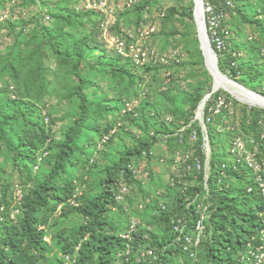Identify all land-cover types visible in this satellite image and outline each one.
<instances>
[{
    "label": "rangeland",
    "instance_id": "obj_1",
    "mask_svg": "<svg viewBox=\"0 0 264 264\" xmlns=\"http://www.w3.org/2000/svg\"><path fill=\"white\" fill-rule=\"evenodd\" d=\"M88 2L95 5L92 3L91 8H88ZM101 2L105 5L102 10L96 9L100 0H0V120L2 114L13 116L4 127L12 143L20 135L27 136L31 131L48 134L39 154L41 158H47L40 168L36 172V169L30 171L31 163L25 164L31 174L30 181L26 173L21 174L14 167L12 153L5 145L0 144V184L7 186V202L13 223L23 216L18 209L19 205L15 203V188L19 187L21 194L26 196L37 182L51 180V170L70 127L74 128L75 151L54 182L59 188L73 184L78 198L73 205H77V202L96 199L102 193L101 179L105 177L106 168L117 162L120 155L137 146L138 139L147 138L146 132L132 123L130 118L139 117L141 112L158 110V113L164 114L162 119L170 114L168 109L175 106L180 113L174 114L176 120L186 122L191 115L188 99L196 93H203L205 96L213 85L211 75L201 66L204 62L195 22L181 14L185 10H193V0ZM243 4L246 6H242ZM263 6L264 0H234V8L228 13L227 25L234 33L231 44L239 48L242 57L246 55V49L252 48L250 45L256 46L264 54V31L245 20L256 17L255 11ZM236 8H240L242 14ZM4 14L8 16L7 19L3 18ZM67 16L72 18L67 19ZM58 33L64 37L57 39ZM81 38L100 43L101 46L91 50L86 58L89 65L96 64V69L84 67L83 64L80 66V73L85 80L82 91L88 110L85 121L77 127L75 122L81 111L80 99L76 94L79 81L73 74L75 62H63L50 44L52 41L58 44L62 40L66 41L68 47ZM118 41L124 43L126 53L130 46L154 48L161 53L175 50L180 56V63L169 67H137L129 57L117 54L114 48ZM254 53V50L248 52L246 65L259 75L260 84L264 86V66L263 63L252 64L256 59ZM100 54L102 57H99ZM115 64L125 65L131 76H114L110 65ZM240 81L248 82L245 76ZM259 86L258 78L252 84H247L248 88L256 92L260 89ZM163 93L174 98L173 104ZM140 95L146 96L149 105L145 106L143 103L141 106V99L134 108ZM233 99L236 100L237 114L231 122L239 124L249 103L235 97ZM125 102L131 104L130 110L133 111L123 113ZM15 106H18L17 112L14 110ZM242 108H245V113L241 111ZM261 108L263 107L257 109L262 112ZM23 110H28L25 117L20 114ZM31 124L41 126L36 128ZM108 126L111 133L115 132L111 135V141L104 145L109 139L105 142L102 140L104 137L108 138V133L102 136L100 133ZM229 132L231 131L226 130L223 134H218L210 129V147L212 157L216 160L215 169L218 162L229 160V140L225 135ZM178 148L175 139H168L167 144L158 139L154 147L156 155L147 159L144 166H141L139 159H134L131 163L137 172L140 171L134 178L137 183L130 185L126 201L121 204L115 202V206L105 214L118 235L126 234L133 221L137 224L135 239L136 235H141L142 243L130 255L133 263L138 250L147 248L153 238L160 241L169 237L164 223L157 217L156 205L160 200L169 204V200L174 198L168 190V184L172 185L176 179L171 177L169 164H162L159 159ZM95 149L100 152L94 154ZM144 173H148V176L145 177ZM213 180L214 177L210 185L214 187ZM234 185L228 196L237 193V182ZM215 187L217 193H224L222 187ZM172 190L177 203L179 193ZM140 205L143 206L142 209H139ZM58 210L59 208L52 212L39 210L36 214L38 225L44 226L38 230L45 232L43 241L47 245L46 251L41 252L39 264L64 262L61 244L57 240L58 232H63L69 237V242L73 243L78 228L86 222L80 214L63 216ZM42 219L46 221L45 224L41 223ZM3 234L2 231L0 239ZM168 246H171V242ZM215 249H218L217 244ZM199 262L205 264L206 260L201 257ZM163 264H186V261L179 251L174 250L173 255L164 260Z\"/></svg>",
    "mask_w": 264,
    "mask_h": 264
},
{
    "label": "trees",
    "instance_id": "obj_2",
    "mask_svg": "<svg viewBox=\"0 0 264 264\" xmlns=\"http://www.w3.org/2000/svg\"><path fill=\"white\" fill-rule=\"evenodd\" d=\"M230 7H224L226 15L234 8V0ZM225 3V0H205V3H210L215 7H220V3ZM242 6H246L243 4ZM237 11L241 13L240 8H236ZM173 12V9L171 10ZM93 15V13H87ZM185 17L193 19V10L188 9L184 12ZM256 17L246 20L250 24L257 25L264 31V6L260 7L254 13ZM95 15V14H94ZM72 18L71 16H67ZM65 20V19H64ZM225 25H227V18L225 20ZM231 30L232 28L229 27ZM232 38L229 41V50L222 57L218 58V68L224 75H227L232 80L237 83L242 84L245 88L256 92L253 89L247 87V84H252L253 81L258 78L260 89L258 92L264 96V86L260 84V77L256 75V72L253 71L251 67H247L246 59L247 54L250 50H254V65H259L263 63L264 66V54L261 50L257 49L256 46H252L249 50H245L247 53L244 57L242 56H233L234 53H241L239 48H236L231 44L233 40V29L231 30ZM64 36L61 33H58L57 39L63 38ZM55 40V39H52ZM59 41V40H58ZM51 47L53 48L54 53L58 58L63 62H75L73 64V74L78 79L79 83L76 89V94L80 99V115L75 122V125L79 127L87 117V102L86 97L83 95L82 86L85 84V80L80 73V66L83 64L84 67L88 66L91 69H96V64H90L86 62V58L91 53L90 51L101 46L100 43H95L86 38H81L77 41L71 43V46H66V41L62 40L56 44L54 41L51 42ZM102 57V54L99 55ZM118 57V56H117ZM120 58V57H118ZM121 59V58H120ZM235 62L236 66L231 69L230 73H227V68L231 63ZM204 67V63L201 64ZM110 70L114 76H119L123 78L124 76H131L130 70H127L125 65H110ZM242 76L246 77V81H240ZM211 89L208 90V93ZM262 93H260V92ZM225 93V92H224ZM227 94V93H225ZM164 97L171 101L173 104L174 98L167 97L163 93ZM206 95V94H205ZM228 95V94H227ZM203 93H196L188 99V110L190 119L193 116L194 111L197 109L201 100L203 99ZM148 99H143L142 104L145 106L149 105ZM143 104V105H144ZM247 107V106H246ZM177 108V107H176ZM175 106L173 109L169 110V115L174 118V123L167 125L161 117L164 114L158 113V110L151 112H141L139 117L134 119L130 118V121L139 128L146 132L148 136L150 131H154V136L152 139L140 138L137 140V146L133 149L127 151L124 155H120L117 162H114L113 165L109 168H106L105 177L101 179L102 193L96 198L89 201H84L83 203L77 202V205H72V202L78 201V198L75 196L73 184H66L62 188L56 186L54 180L58 174L64 170L65 163L70 159L74 153V128L70 127L66 133V140L62 143L58 159L55 161L54 167L51 170L50 179L37 182L34 187L31 188L30 193L26 196L22 195V203L18 206V209L21 210L23 216L21 219L16 220L13 223V220L10 218L11 212L9 213V207L7 202L8 189L6 184H0V207H4V210L0 213V233L3 231L4 234L2 239H0V264H39L41 259V252L46 251V243L43 241L45 232L38 230L40 226L38 225V220L36 214L39 210H49L54 211L59 208L60 215L66 216L70 213L80 214L86 222L82 224L73 238V243L69 242V237L64 235L63 232H58L57 240L61 244L62 255H69L72 264H114L116 261V253L123 245V241L116 234V229L111 226L106 217V213L115 206V201L112 196L111 190L114 189V185L118 178L124 177V180L129 185L132 183H137L136 179L129 172L128 165L134 160L141 157V152L143 150L147 151L151 149L156 141L159 139L160 135L172 134L176 129V123H179L174 114H180ZM18 106H15V112H17ZM248 109L246 114L241 115L239 121V128L246 134L253 135L256 142L259 143L260 151L263 152L264 142L260 141V129L257 125L258 120L261 117V110L257 108H246ZM28 110H23L21 116H27ZM241 111L245 113V108H242ZM13 119V116L3 115L0 120V144L6 146L8 151L12 153L13 165L21 174L26 173L28 181L31 178L30 171L35 169V166L39 164L35 172L43 164L44 160L47 158L42 157L40 163L37 162V158L42 150L41 146L44 144L45 139L47 138V133L40 132L37 134L35 132L29 133L26 135H20L16 142H10L8 139V132L6 125L9 124V120ZM188 119V121H190ZM188 121L184 122L187 123ZM45 124V123H44ZM141 125V127H140ZM32 127L39 128L38 124H31ZM111 126V125H110ZM110 126L105 127L100 135H104L109 132ZM196 127V126H195ZM208 136L210 142V129L217 133L215 127L209 125ZM173 130V131H172ZM198 133L200 135V130L197 127ZM223 134V133H218ZM228 137V140L234 135L233 132L225 134ZM100 136V137H101ZM112 139V136L104 144L107 145ZM170 141H174L173 138ZM18 142V143H17ZM200 144V141H199ZM211 146V142H210ZM48 151V146H47ZM94 154H97L98 151L95 149ZM212 152V149H211ZM197 155H201L200 151L197 152ZM215 158L212 157L211 153V177H214V184H216L215 176L218 173L217 167L214 168ZM26 163H31L32 169L26 167ZM223 162H218L220 165ZM217 165V166H218ZM231 177L234 180L242 182L246 181L244 174L232 173ZM231 178V179H232ZM176 191L179 193L177 204L174 205L173 209L170 210V213H161L158 217L159 221L164 223L165 230L168 231L169 237L166 239H161L160 241L153 238L150 242L149 247H152L156 250L157 254L160 255L161 264L164 260H167L173 255L174 250L179 251L176 246L171 247L168 244L173 240L171 235V228L169 224V218L173 213L184 214L186 210L182 205L181 192L179 187H175ZM212 195H214L215 204L213 207V213L209 220V225L207 227V236L201 246L198 248V259L200 261L201 257L206 260L205 264H236V258L240 251L245 248L248 237L253 230L258 225V215L260 214L262 204L260 199L255 193L247 194L243 191L242 188H237V193L231 194V189L223 188L224 193H214L216 187L211 186ZM168 190L171 191L172 196L175 198L174 191L168 186ZM193 189L189 188L187 191L189 194L193 193ZM191 192V193H190ZM232 198V199H230ZM72 200V202H71ZM156 209L159 207L156 205ZM41 223L45 224L44 219L41 220ZM44 227V226H43ZM225 236V238H223ZM135 237V235H134ZM137 239L132 243V248L135 250L141 244V235H136ZM218 245V249H215V245ZM179 253L184 257L186 263V256L179 251ZM198 261V264H202ZM61 264H65L62 262ZM122 264H136L130 260V263L122 259Z\"/></svg>",
    "mask_w": 264,
    "mask_h": 264
},
{
    "label": "built area",
    "instance_id": "obj_3",
    "mask_svg": "<svg viewBox=\"0 0 264 264\" xmlns=\"http://www.w3.org/2000/svg\"><path fill=\"white\" fill-rule=\"evenodd\" d=\"M101 1L103 0H100L99 5L96 6L98 10H102L105 6L102 5ZM92 3H87L88 8H91ZM93 4L95 5V3ZM231 5V0H225L224 4L221 2L218 8L210 3H204L206 33L211 48L217 55V61L219 56L222 57L229 50V41L232 38V34L229 27L225 25L227 18L225 8ZM7 17L4 14L3 18L7 19ZM114 49L118 55L129 57L137 67H169L180 63V56L175 50L161 53L154 48L130 46V50L126 53L124 43L120 41L115 42ZM233 56L239 57L241 53H234ZM235 66V62L231 63L227 68V73L229 74ZM224 92L222 89H219L212 93L200 110L197 107L190 121L187 123H176L177 127L174 131L172 130V134L159 136V139H162L166 144L168 139H175L179 147L172 154L169 153L160 158L159 162L169 164L171 177H174L176 181L174 180V183L172 185L168 184V186L172 189H176L175 187L177 186L179 187L181 195L183 196L182 205L186 210V213L182 215L173 213L169 218L170 232L173 237L171 245L176 246L186 256V264H198V248L208 235L207 227L215 204V197L212 195L210 188V160L212 152L207 129L209 125H212L215 127L217 133H222L226 130L234 133L229 140V160L217 166L218 173L215 176V186L231 189L235 186V182H237L236 186L238 188H242L247 194L255 193L262 204L260 214L258 215V225L253 230V233L249 235L245 248L237 255L236 264H264V151H260L259 143L256 142L253 135L241 131L239 124H232L236 117L235 114H237L236 100L233 99L234 96L225 92L227 95ZM139 97L141 98L137 99L138 101L134 108H136L141 99L146 98L145 95H140ZM255 100L260 101L259 98ZM252 107L258 108L260 105L256 102L249 103V108ZM130 109L131 104L125 102L123 113L129 112ZM261 109L262 113L257 125L261 130L260 141L264 142V107ZM163 121L167 125H170L174 123V118L167 115ZM197 127L200 130V135ZM114 132L111 133L109 131L107 134L108 138L104 137L102 142L108 140ZM153 136L154 131L151 130L147 139H152ZM154 147L155 144L151 149L141 152V157L138 158L141 161V166L145 165L147 159L153 158L156 155ZM262 148L264 149V147ZM198 151L201 153L200 156L197 155ZM41 160L42 158L38 156L37 162L40 163ZM38 166L39 164L35 166V169ZM128 169L134 178L137 173H140V171L137 172L132 163L128 165ZM232 173L244 174L248 183L244 180L242 182L234 180L231 177ZM144 176L147 177L148 173H144ZM241 183H243V186H241ZM189 188L193 189V193L190 192L191 194H189L187 192ZM111 192L114 201L121 204L129 196L130 185L126 183L124 177H120ZM213 192L216 193V190ZM14 199L18 205L22 203L23 197L19 187H16L14 190ZM73 203L71 204L73 205ZM176 204L175 198L169 200V204L160 200L158 203L159 209L157 210V217L161 213H170V210ZM142 208L143 206L140 205L139 209ZM3 210L4 207L1 206L0 213ZM18 211L16 210V212ZM42 227L40 226L39 228ZM136 232L137 224L133 221L127 233L118 236L123 241V245L116 253V261L114 264H122V259L130 263V255L133 252L132 243L135 242L134 235ZM159 256L154 248L148 246L143 250H138L135 263L161 264ZM63 259L66 261H64L65 264H69L72 261L69 255H64Z\"/></svg>",
    "mask_w": 264,
    "mask_h": 264
},
{
    "label": "water",
    "instance_id": "obj_4",
    "mask_svg": "<svg viewBox=\"0 0 264 264\" xmlns=\"http://www.w3.org/2000/svg\"><path fill=\"white\" fill-rule=\"evenodd\" d=\"M193 4H194L193 20L196 25V33L199 42V49L203 57L204 67L209 72V74L213 79V85L211 87V91L205 97H203V99L201 100L198 106V109L200 110L203 107L206 100L209 98V96L219 89H222L223 91L232 95L231 91L223 86L224 84L237 87L245 91L255 99L259 98L261 101H264V96H261L253 91L248 90L243 85L237 83L236 81L232 80L231 78L221 73L217 64V55L211 48L206 33V28L204 23V0H193Z\"/></svg>",
    "mask_w": 264,
    "mask_h": 264
},
{
    "label": "bare ground",
    "instance_id": "obj_5",
    "mask_svg": "<svg viewBox=\"0 0 264 264\" xmlns=\"http://www.w3.org/2000/svg\"><path fill=\"white\" fill-rule=\"evenodd\" d=\"M225 88H227L228 90L231 91L232 95L237 98L238 100L242 101V102H247V103H258L260 106L264 107V101H259V100H255L254 97H252L251 95H249L248 93H246L245 91L231 86V85H227L224 84L223 85Z\"/></svg>",
    "mask_w": 264,
    "mask_h": 264
},
{
    "label": "clouds",
    "instance_id": "obj_6",
    "mask_svg": "<svg viewBox=\"0 0 264 264\" xmlns=\"http://www.w3.org/2000/svg\"><path fill=\"white\" fill-rule=\"evenodd\" d=\"M249 90V89H248ZM251 91V90H250Z\"/></svg>",
    "mask_w": 264,
    "mask_h": 264
}]
</instances>
